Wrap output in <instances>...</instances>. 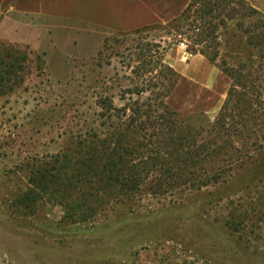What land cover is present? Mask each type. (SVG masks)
Here are the masks:
<instances>
[{
  "label": "rangeland",
  "instance_id": "rangeland-1",
  "mask_svg": "<svg viewBox=\"0 0 264 264\" xmlns=\"http://www.w3.org/2000/svg\"><path fill=\"white\" fill-rule=\"evenodd\" d=\"M244 3L256 13L238 6L242 28L194 8L168 27L95 30L93 50L82 25L38 49L0 43V264H264V105H236L232 92L223 126L214 120L224 101L209 115L176 112L199 130L191 148L206 144L199 158L209 157L179 175L185 184L153 185L162 172L149 157L169 158L154 145L128 148L134 186L102 168L128 147L120 131L134 103L154 104V83L175 80L170 56L201 50L219 70L246 58L242 30L264 18V0ZM202 20L217 25L207 46ZM170 93L160 100L173 110Z\"/></svg>",
  "mask_w": 264,
  "mask_h": 264
},
{
  "label": "trees",
  "instance_id": "trees-1",
  "mask_svg": "<svg viewBox=\"0 0 264 264\" xmlns=\"http://www.w3.org/2000/svg\"><path fill=\"white\" fill-rule=\"evenodd\" d=\"M244 4V0H190L184 9L168 22L166 27H168L170 23L173 24L177 19L184 21L192 9L197 8L203 16H208L209 19L215 18L213 13L216 11H223L224 17H222V19H217L218 24L225 25V21H232L237 27L242 28L243 25H241L242 22H240V19L236 20V16L239 14L238 8L241 6L243 9L247 8V17H251L256 13L252 7L244 6ZM242 15V17H244V14ZM242 17L241 19H243ZM234 20H236V22ZM202 23L207 25L205 26V30L206 28H211V26H214L213 29L217 27L215 23H210V21L202 20ZM148 27L149 26L137 28L128 31V33H138ZM242 31L245 37L244 44L247 45L248 48L245 54L246 58L239 61L235 66L226 64L225 67L220 68L222 73L229 78L231 84L229 86L230 88L227 90L228 97L224 100L219 115L216 120H214L215 123H217L216 125L222 123L221 125L223 126L225 122L223 121V114L228 111L227 108L231 104L232 92L237 91L239 95L235 102L236 105L240 104L242 107L250 109H257L260 108L261 105H264V18L247 23ZM210 32L211 31H207L203 33V35L199 34L197 37L205 46H207L206 44L208 43L206 36L211 35ZM199 52L208 61L213 62L212 58L207 56V53L201 50ZM164 68L170 72L171 75L175 76V80L167 84L165 78H163L154 83L153 87L162 89L158 92L159 94L156 93L154 99H157V101L154 104L151 105V103L143 102L134 103L128 122L120 131V136L125 142L124 145L128 147L124 148L117 159L111 156L109 160L102 165L103 172L110 181L134 186L133 183L135 182L132 180L134 165H132L130 159H128L132 151L128 148H133L134 150L138 147L154 145V147L156 146V151H158L160 147L166 150L165 152H167L169 156L166 163L170 165L163 164L157 159L154 161V158L151 159L149 157L148 159L151 166L157 164V166H159L158 169L162 172L161 177L156 179V182L153 184L154 186H159V188H164L165 185L170 183L172 186H177L175 182L178 183L176 180L179 179L182 184H185L187 179L178 178L179 175L182 176L185 171H188L187 173L191 172L194 167L202 166V163H207L209 159L208 154H204L199 158L201 155L200 152L206 150L204 149L206 144H200L198 148H191V145H195L199 130H195L187 121L180 120L176 115V111L167 108L162 100H160V98L168 95V93L172 91V87H174L178 78V74L171 67L165 65ZM143 106L145 109L142 108ZM159 108L162 110L159 111ZM148 128H152L153 130L146 135L144 131ZM207 143H210V141ZM173 170L176 171L177 177L172 175ZM126 174L128 178L122 176ZM219 174H221V172H219ZM217 176L218 175H212L209 179L204 180L203 183L210 179L215 180Z\"/></svg>",
  "mask_w": 264,
  "mask_h": 264
},
{
  "label": "crops",
  "instance_id": "crops-1",
  "mask_svg": "<svg viewBox=\"0 0 264 264\" xmlns=\"http://www.w3.org/2000/svg\"><path fill=\"white\" fill-rule=\"evenodd\" d=\"M190 0H0V43L38 49L54 34L69 33L78 25L93 34L83 44L93 50L100 43L95 30L128 32L176 17ZM94 29V30H91ZM178 73L169 95L171 108L182 114H210L223 103L229 78L200 54L187 61L170 56Z\"/></svg>",
  "mask_w": 264,
  "mask_h": 264
},
{
  "label": "built area",
  "instance_id": "built-area-1",
  "mask_svg": "<svg viewBox=\"0 0 264 264\" xmlns=\"http://www.w3.org/2000/svg\"><path fill=\"white\" fill-rule=\"evenodd\" d=\"M179 45L180 46H185V43L184 42H180Z\"/></svg>",
  "mask_w": 264,
  "mask_h": 264
}]
</instances>
